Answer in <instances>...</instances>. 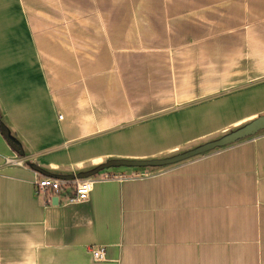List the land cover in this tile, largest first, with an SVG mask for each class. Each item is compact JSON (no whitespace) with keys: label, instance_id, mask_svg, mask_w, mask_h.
I'll return each instance as SVG.
<instances>
[{"label":"crops","instance_id":"obj_1","mask_svg":"<svg viewBox=\"0 0 264 264\" xmlns=\"http://www.w3.org/2000/svg\"><path fill=\"white\" fill-rule=\"evenodd\" d=\"M206 4L225 8V16L213 14L208 24L200 14L183 15L184 25H171L160 45L204 60L187 74L185 62L147 57L153 31L138 26L151 22L147 16L122 19L132 24L123 34L131 29L142 43L126 48L111 42L110 16L79 13L74 0H0V115L25 152L18 156L0 134V264H264V132L149 174L101 172L86 202L53 206L35 190L32 165L79 174L113 159L172 157L212 140L179 143L176 125L200 130L192 124L199 115L194 106V116L170 108L156 121L165 125L167 148L180 145L164 157L140 152L132 136L153 128L154 99L178 111L180 100L264 85V0ZM203 27L213 28L209 36ZM142 54L145 61L136 57ZM75 55L89 56L78 77ZM106 55H131L121 63H129L130 77L117 78V61L112 73L104 70ZM90 65L97 71L83 70ZM203 86L208 94L196 96ZM98 249L103 262L92 256Z\"/></svg>","mask_w":264,"mask_h":264},{"label":"rangeland","instance_id":"obj_2","mask_svg":"<svg viewBox=\"0 0 264 264\" xmlns=\"http://www.w3.org/2000/svg\"><path fill=\"white\" fill-rule=\"evenodd\" d=\"M175 1L177 2L175 3ZM209 2L210 0H74V9L78 10L79 13L102 14L110 16L108 18L109 23L107 24L109 27V35L117 34V38H111L112 41H110L113 42V44L117 47L126 48L140 46L142 43L138 45L137 41H141L140 38L130 37L131 29L126 35L123 34V32H125L123 29L130 27L132 24L123 22L122 19L127 14L147 16L151 22L138 23V26L140 27L139 31L141 33L148 31L149 27H151V31H153V47L155 48L153 50V54L147 57H150V60H153L154 62H185L187 69L186 73L189 74L193 73V63H201L204 62V60H201L199 55L196 56L190 52L186 56H183L179 51L172 53L163 49L160 45L162 42L164 43V46L167 43L168 34L171 33V25H174L178 30L180 29V26L184 25L185 20L181 18L183 15L200 14L203 23L208 22V24L209 22H212L213 24V14L217 15L220 12L223 14V17L225 16V8H215V11H213L212 5H204L205 3ZM135 3L137 4L136 6H134ZM171 21H173V24H171ZM203 23H198L197 26L201 27ZM79 25L80 24L77 26ZM202 31H205L203 34L204 36H209L213 31V28L204 29L203 27ZM120 35L128 37L118 39ZM172 41L173 43H177V38H174ZM88 57V55L74 56L75 77H78L77 75H79L80 71L82 70L80 65L81 60L83 62V60L88 59ZM104 57V70L112 73L115 68V61H117L118 68L122 72V76L119 75L117 78L121 77L125 79L130 77L131 70L129 63H126L122 66L121 63L124 59L129 60V58L132 57L131 55H106ZM136 57L142 61H145L146 55L142 54ZM90 66L83 67V70L97 71V65ZM204 66L205 68H208L211 66V64H206ZM136 73L137 72H134V74ZM93 77L97 78V74H93ZM207 94L208 93L205 92V87L203 86L196 96H206ZM154 101L155 106L153 114L155 120H153V128L148 129L146 133H139L138 135H133L132 137L137 138V147L142 148L140 152H151L154 155H157V157H164L170 155L174 148L180 145V141H184V145L186 147V143L189 138H211L212 140H215L219 138L218 136H223V133L229 132L231 130L235 131L248 124L252 120L264 115V85L254 86L249 92L240 95H237L234 91L224 93L223 96L217 100L206 99L187 105L183 104V100H180L178 103L182 104V109L178 111L176 110V103L172 104L171 106H166L164 104H157L158 102L155 99ZM191 106L195 107V112L199 115V117H197V119H195L192 124L194 125L196 123H200V130L198 127H196L194 130L191 128L184 129V125L188 123V121H185L181 125H176L179 126L175 129L179 134V143L173 140L171 148L168 149V138L165 139L168 137V133L164 131L165 125L158 123L156 120L168 112L172 111L179 114V112L187 108V113L194 116V111L190 109ZM170 108L171 111L163 112L164 110ZM178 114L172 116L173 120H175ZM152 171L153 170H139L137 172L140 174H149ZM106 172L104 173L106 174ZM100 176H102V174H98L97 176L90 179Z\"/></svg>","mask_w":264,"mask_h":264},{"label":"water","instance_id":"obj_3","mask_svg":"<svg viewBox=\"0 0 264 264\" xmlns=\"http://www.w3.org/2000/svg\"><path fill=\"white\" fill-rule=\"evenodd\" d=\"M261 132H264V115L252 120L243 127L230 132L229 134L222 136L219 139L209 141L202 145H199L191 150L185 151L183 153L177 154L172 157L164 159H150V160H128V159H113L108 160L106 163L96 167L93 170L82 172L79 174H53L48 172L38 165H32L31 169L38 175L44 178H51L61 181H76L90 179L103 171L111 169H161L169 166L177 165L185 161L206 155L208 153L214 152L216 150L237 144L246 139L255 137ZM0 134L7 143V145L20 157L25 156V152L22 144L15 139L12 135L9 127L2 121L0 115ZM53 206H58L59 202L57 199L53 200Z\"/></svg>","mask_w":264,"mask_h":264},{"label":"built area","instance_id":"obj_4","mask_svg":"<svg viewBox=\"0 0 264 264\" xmlns=\"http://www.w3.org/2000/svg\"><path fill=\"white\" fill-rule=\"evenodd\" d=\"M92 188V179L61 181L44 178L39 175V179L35 182L36 194L46 198L45 201L48 204H52L54 199H57L59 204L62 201L68 203L86 202L89 199ZM68 191H72L74 196L68 197ZM92 256L97 262H103L106 259L105 251L101 249L93 250Z\"/></svg>","mask_w":264,"mask_h":264},{"label":"trees","instance_id":"obj_5","mask_svg":"<svg viewBox=\"0 0 264 264\" xmlns=\"http://www.w3.org/2000/svg\"><path fill=\"white\" fill-rule=\"evenodd\" d=\"M67 196H68V197H73L74 194L71 192V193H68Z\"/></svg>","mask_w":264,"mask_h":264}]
</instances>
